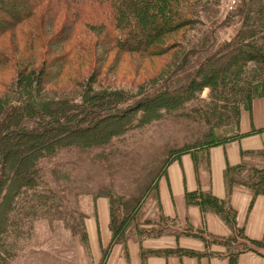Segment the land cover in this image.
Masks as SVG:
<instances>
[{
    "label": "trees",
    "instance_id": "16d2710c",
    "mask_svg": "<svg viewBox=\"0 0 264 264\" xmlns=\"http://www.w3.org/2000/svg\"><path fill=\"white\" fill-rule=\"evenodd\" d=\"M84 1L88 0H0V85L6 89L0 95V264L13 258L17 238L26 234L34 217L50 215L53 192L48 175L56 177L61 171L56 164L71 151L85 154L88 166L83 165L82 172L95 183L85 191L93 200L108 202L110 244L126 247L130 239L181 235L175 220L161 213L141 221L138 214L147 197L157 192L160 177L182 155L190 154L195 164L199 159L208 166L209 149L235 139L241 113L250 111L255 99L264 98V0H242L236 11L223 20L215 18L207 30L205 22L218 13V0L83 3L95 16L84 12ZM233 17L240 26L232 39L221 41L219 33ZM83 27L110 51L145 59L176 49L175 61L161 81L139 93L134 102L120 91L93 93L91 87L78 98L45 100L41 92L47 77L52 81L65 68L75 67V62L88 61L87 44L78 34ZM187 28L197 32L195 42L184 37L181 46L167 43L169 35ZM6 38L16 41L2 45ZM40 49H45L43 54ZM41 58L39 70H34L30 63ZM11 73L14 80L5 81ZM204 89H208L206 98L201 97ZM167 118L182 119L190 127L186 142L167 143L145 165L143 175L116 185L117 161L121 160L119 165L124 161L115 156L120 141L128 132H141ZM65 177L72 186L83 181L68 172L60 179ZM224 180L228 195L233 187L246 189L252 196L264 195V167L227 168ZM187 201L219 215L229 228L227 237L208 238L224 246L230 264H236L242 252L261 253L264 238L250 240L236 226L228 200L199 192L187 194ZM68 216L72 224L80 219V243L90 257L85 214Z\"/></svg>",
    "mask_w": 264,
    "mask_h": 264
},
{
    "label": "rangeland",
    "instance_id": "374dc122",
    "mask_svg": "<svg viewBox=\"0 0 264 264\" xmlns=\"http://www.w3.org/2000/svg\"><path fill=\"white\" fill-rule=\"evenodd\" d=\"M92 1H84L81 5ZM241 1L218 0V5L216 6L218 13L216 15L213 13L215 17L212 16L209 21H206L204 28L207 30L215 18L220 21L227 14H232L239 7ZM229 4H232V6H229ZM226 5H228V8H226ZM82 7L86 14L91 11L84 5ZM90 13L95 16L92 12ZM99 17L97 16V21L100 19ZM84 18L83 23H87ZM239 26L240 22L237 17L231 18L228 26H225L219 33L220 40L229 41L232 39ZM78 34H80V39L87 44L86 54L89 57L88 61L84 63H82L84 60L75 62V67L65 68L60 72L59 77L52 81L47 77L46 85L41 92L45 100L78 98L79 95H82L81 93L86 92L87 89L90 90L91 87L93 93L120 91L131 96L134 102L139 98L137 96L139 93L146 91L153 84L161 81L166 71L175 61L176 49H172L166 54L153 56V58L141 59L136 55H127L118 53L115 50H108L107 47L98 43V36L96 34L92 35L88 28L83 27L81 31L78 30ZM184 37L185 39L190 37L195 42L197 40V32L192 31L190 28L179 30L168 36L167 43L181 46ZM45 40H47V37ZM14 41L16 40L6 38L2 45L10 44ZM53 48L55 47H50L52 50ZM44 50L40 49L41 54H43ZM42 62L43 59L41 58V60H36L35 64L30 63V66L34 67V70H39ZM12 74L5 81L10 79L9 82H12L14 80ZM90 76H93L92 82L88 81L91 78ZM1 77L0 75V79ZM5 90L0 85V95ZM7 95L10 97L11 94L7 93ZM207 95L208 89H204L201 97L206 98ZM190 132L191 129L186 125V122L177 118H167L166 120L154 122L142 129L141 132H128L118 144L119 146H117L118 153L116 152L115 156L124 157V161L119 165L121 160H116L119 173L116 174L115 181L119 182H115V184L118 185L127 178L129 179L128 183L133 182L140 177V174L143 175L145 173V165L156 158L159 148L166 147L167 143L171 144V142L174 143V146H180L186 142V137ZM84 155L75 151L65 154L63 159L56 164L61 171L57 170L56 177L48 175L49 185L53 192L50 212L47 213L50 215H44L45 217L41 218L34 217L26 234L17 238L16 251L7 264L83 263V257L79 254L80 247L82 248L80 243L81 236H79L80 219L76 218L72 224V219L69 218L68 214L71 213L74 216L75 212L77 215L84 214V207L93 201V196L84 189L90 188V185L95 184L94 181H91L92 178H86V174L82 172V169L85 168L83 165L88 166L83 161ZM87 157L90 158L91 156L88 155ZM53 170L52 172H54ZM65 172L71 175L76 174L83 181L77 182L76 185L72 186L68 178L60 179ZM147 174H151V172L149 171ZM75 187L80 188V192ZM71 190L72 193H69ZM151 195L153 194L149 196ZM144 205L141 207L138 217L141 216ZM86 259L89 260L90 258L86 256Z\"/></svg>",
    "mask_w": 264,
    "mask_h": 264
},
{
    "label": "crops",
    "instance_id": "0c3cea01",
    "mask_svg": "<svg viewBox=\"0 0 264 264\" xmlns=\"http://www.w3.org/2000/svg\"><path fill=\"white\" fill-rule=\"evenodd\" d=\"M208 159V166L199 159L195 164L190 154L173 161L160 177L157 192L149 196L142 209V222L159 213L174 219V227L182 232L179 236L130 239L126 247L110 244L107 200L98 198L86 205L84 227L90 259H86L80 247L81 264H230L223 254L224 246L208 238L209 235L227 237L229 228L219 215L203 212L198 205L187 201V194L199 192H210L219 200H228L235 212L236 226L243 228L250 240L263 241L264 195L252 196L248 190L238 187H233L228 195L224 174L227 168L241 164L264 167V98L255 99L251 110L241 113L238 136L210 148ZM141 227L149 228V225ZM195 232L203 237L193 235ZM177 250L193 253H163ZM259 250L261 253L252 250L240 253L236 264H264V248Z\"/></svg>",
    "mask_w": 264,
    "mask_h": 264
},
{
    "label": "built area",
    "instance_id": "2783aa9c",
    "mask_svg": "<svg viewBox=\"0 0 264 264\" xmlns=\"http://www.w3.org/2000/svg\"><path fill=\"white\" fill-rule=\"evenodd\" d=\"M229 6H232V4H229ZM226 8H228V5H226Z\"/></svg>",
    "mask_w": 264,
    "mask_h": 264
}]
</instances>
